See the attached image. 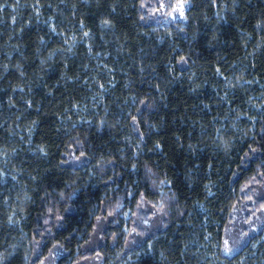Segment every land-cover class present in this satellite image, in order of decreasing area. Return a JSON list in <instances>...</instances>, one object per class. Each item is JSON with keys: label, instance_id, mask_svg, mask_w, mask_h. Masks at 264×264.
Returning a JSON list of instances; mask_svg holds the SVG:
<instances>
[{"label": "trees", "instance_id": "1", "mask_svg": "<svg viewBox=\"0 0 264 264\" xmlns=\"http://www.w3.org/2000/svg\"><path fill=\"white\" fill-rule=\"evenodd\" d=\"M84 259L264 264V0H0V264Z\"/></svg>", "mask_w": 264, "mask_h": 264}, {"label": "rangeland", "instance_id": "2", "mask_svg": "<svg viewBox=\"0 0 264 264\" xmlns=\"http://www.w3.org/2000/svg\"><path fill=\"white\" fill-rule=\"evenodd\" d=\"M145 209V208H144ZM151 209L147 208V212L144 213V215L140 216L139 220L142 221L143 225L145 226L146 224H148V229H152L154 228L158 223V221L156 219H153V217L150 216ZM100 221L97 222V224L95 225L94 231L92 233V239L88 242L86 248L87 249H94L95 247L99 246L103 240V232H104V228H105V219H103V217L99 219ZM146 227V226H145ZM149 232V231H148ZM135 234L137 233V230H135L134 232ZM245 241V239L243 238H237L235 235L232 236L230 238V242L233 244V249L235 250H239L243 244V242ZM99 257V256H96ZM78 264H100V262H98V260H95V262H93V260H87L84 259L82 261H80Z\"/></svg>", "mask_w": 264, "mask_h": 264}, {"label": "snow or ice", "instance_id": "3", "mask_svg": "<svg viewBox=\"0 0 264 264\" xmlns=\"http://www.w3.org/2000/svg\"><path fill=\"white\" fill-rule=\"evenodd\" d=\"M184 7H185L184 3H178V5L176 6V8H174V11H178L179 14L181 16H183ZM225 243L227 244V242H225ZM225 250L227 251L228 249L226 248Z\"/></svg>", "mask_w": 264, "mask_h": 264}]
</instances>
